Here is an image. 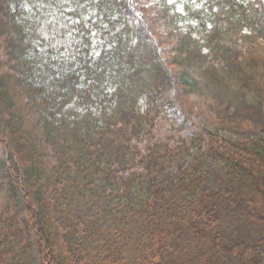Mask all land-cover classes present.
Wrapping results in <instances>:
<instances>
[{
    "label": "trees",
    "instance_id": "16d2710c",
    "mask_svg": "<svg viewBox=\"0 0 264 264\" xmlns=\"http://www.w3.org/2000/svg\"><path fill=\"white\" fill-rule=\"evenodd\" d=\"M148 2L0 0V264H264V0Z\"/></svg>",
    "mask_w": 264,
    "mask_h": 264
},
{
    "label": "rangeland",
    "instance_id": "374dc122",
    "mask_svg": "<svg viewBox=\"0 0 264 264\" xmlns=\"http://www.w3.org/2000/svg\"><path fill=\"white\" fill-rule=\"evenodd\" d=\"M132 2H134V4H135V6L137 7V13L138 14H142V12H143V9L144 8H146V7H148L149 6V0H131ZM2 55H3V57H4V61H5V66H3V67H0V75H3L4 77H5V79H7L8 77H7V75L9 74V73H6L5 71H10L9 70V66H8V61H9V57H8V50H3L2 51ZM3 68V69H2ZM12 78V77H11ZM10 78V80L11 81H9L11 84H12V86H16V83H15V80H13V79H11ZM189 128H188V132H192L193 131V129H192V127H190V126H188ZM3 179H5V176L3 175ZM5 180H3V182H2V184H1V187H3L5 184ZM52 231V230H51Z\"/></svg>",
    "mask_w": 264,
    "mask_h": 264
}]
</instances>
